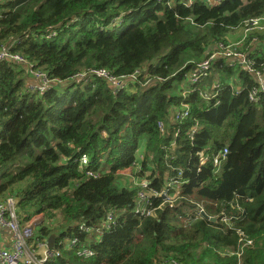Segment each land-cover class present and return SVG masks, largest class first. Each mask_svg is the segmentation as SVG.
Segmentation results:
<instances>
[{
    "label": "trees",
    "instance_id": "16d2710c",
    "mask_svg": "<svg viewBox=\"0 0 264 264\" xmlns=\"http://www.w3.org/2000/svg\"><path fill=\"white\" fill-rule=\"evenodd\" d=\"M263 16L264 0H0V49L27 62L0 61V201L16 199L21 224L42 216L28 243L55 234L46 264H264V93L251 101L256 78L219 58L181 94L195 62ZM240 51L264 75V31ZM29 66L61 83L25 88ZM100 69L124 87L74 79ZM184 104L188 117L174 121ZM82 155L97 176L79 169ZM128 168L148 184L123 181ZM179 171L170 206L153 192ZM141 190L151 215L136 212Z\"/></svg>",
    "mask_w": 264,
    "mask_h": 264
},
{
    "label": "built area",
    "instance_id": "2783aa9c",
    "mask_svg": "<svg viewBox=\"0 0 264 264\" xmlns=\"http://www.w3.org/2000/svg\"><path fill=\"white\" fill-rule=\"evenodd\" d=\"M220 0H211V2L218 3ZM253 30L264 31V16L259 18H253L244 22L242 28L239 29L238 33L241 36L234 37L232 40H228L227 42H218L211 53L207 54V56L202 59L201 61L195 62L192 67V72L188 77V84L191 86L187 89L182 91V96H186L189 92L192 91L193 87H197L199 82L203 77H205L210 70V67L214 60L219 58L226 59L228 64L231 66L234 64V61H237L242 67L248 70L254 78H256L258 82V87L253 88L249 94V99L251 101L257 100V94L259 92L264 93V75L255 70L252 65L250 64L247 56L240 51L243 46L244 39L246 36ZM10 47H2L0 49V61L2 60H16L17 62L27 64L25 58L20 56L19 54H14L9 51ZM30 67V66H29ZM32 68V67H30ZM39 77H43L46 81L49 79L46 77L45 73L37 71ZM91 75L102 77L110 82L118 83L121 86L125 85L126 78L118 79L114 76L109 75L107 71L104 69L95 70L92 73H81L78 74L74 79H83L85 77L89 78ZM132 79H136L137 75L131 77ZM42 80V78H41ZM43 81V80H42ZM123 81H125L123 83ZM61 83V81L54 82L52 81L51 84ZM50 87V86H49ZM122 88V87H121ZM46 89L43 87L41 90ZM219 89L218 83L214 84L210 90H203L200 92L201 96L205 100H211L215 98L217 95V91ZM238 91V90H237ZM189 115V106L184 104L179 110H174L172 118L176 122H180L183 119L187 118ZM197 126H194L190 131V136L194 134L197 130ZM176 134V133H175ZM227 153V149L224 148L220 151L213 159V163L215 166L219 165L220 161L224 158L225 154ZM141 158V155H140ZM88 158L86 155H82L78 162V167L81 170L85 171L87 176H97L92 170L86 168L88 165ZM205 160H202L200 163L204 164ZM134 168L135 171H139V165L135 163ZM131 174V168H129ZM181 172H178V177L170 178L166 187L161 192H153L154 196H162L164 202L168 203L170 206L175 200L176 192L170 194V192L175 189L176 186H179L182 182L180 179ZM137 180V179H135ZM140 185L145 187L148 184L146 180H140ZM138 207L136 212H141L142 214L151 215L153 213V209H148V206L151 205L149 197L144 193L143 190L138 192ZM15 203L16 199L12 197L6 198L4 201H0V226L8 227L13 236L12 246L9 249L0 247V264H46L48 259L51 257H55L59 255V251H55L52 248L49 249L47 247L46 240L43 242H37L35 246H32L28 243L29 238L32 235V225H23L21 224L15 215ZM201 213H204L203 208L198 205L197 209L195 210L196 216H202ZM112 216H108L104 221H102V227H109L110 224L113 223ZM228 219L225 217L223 221L226 222ZM80 229L88 231L89 228L85 226V224H81ZM76 239L70 240L67 247L71 248L75 246ZM249 244L251 242L249 241ZM78 255L84 258H88L93 255V251L89 248H83L78 252ZM169 264H183L181 262L172 260Z\"/></svg>",
    "mask_w": 264,
    "mask_h": 264
},
{
    "label": "rangeland",
    "instance_id": "374dc122",
    "mask_svg": "<svg viewBox=\"0 0 264 264\" xmlns=\"http://www.w3.org/2000/svg\"><path fill=\"white\" fill-rule=\"evenodd\" d=\"M48 37H51V35H48L47 38ZM232 39H229V40H232ZM236 39H237V37H236ZM26 70H27V72L25 74L24 73L22 74V77L24 78L23 85H24L25 88L37 93V92H40V91L42 92V91L46 90L50 85H52L51 84L52 81H50V80L46 81L43 77H41L42 80H43L42 81L41 78L38 75V72L36 70H34L33 68L29 67ZM86 79H88V78H86ZM112 84L113 85H117L119 88L124 87V86H121L118 83H112ZM80 86H81V84H80ZM43 87H45L46 89L41 90ZM74 88H76V85H74L70 89L72 90ZM141 154H142V152H141ZM128 172H130L129 168L126 169V170L121 171L122 175L124 176V174H125V177H126V178L122 177L121 179L123 181H125V180H127V181L131 180L132 182L135 181V184H140L139 181L135 180V178L133 176H131V174L129 175Z\"/></svg>",
    "mask_w": 264,
    "mask_h": 264
},
{
    "label": "crops",
    "instance_id": "0c3cea01",
    "mask_svg": "<svg viewBox=\"0 0 264 264\" xmlns=\"http://www.w3.org/2000/svg\"><path fill=\"white\" fill-rule=\"evenodd\" d=\"M240 33L235 34V37L241 36L242 33L241 34ZM139 152H138L139 153L138 155H140L142 151H139ZM41 217H42L41 215H37L33 217L29 222L23 225L31 224L33 228V225L35 224V222L40 220ZM12 241H13V236H12L11 230L6 226H0V247L6 248V249L11 248Z\"/></svg>",
    "mask_w": 264,
    "mask_h": 264
},
{
    "label": "water",
    "instance_id": "95a60500",
    "mask_svg": "<svg viewBox=\"0 0 264 264\" xmlns=\"http://www.w3.org/2000/svg\"><path fill=\"white\" fill-rule=\"evenodd\" d=\"M201 215L204 218H207L211 222H215L216 221V218L215 217H209L205 213H201ZM55 237H56L55 234H50L49 237L46 239L47 247L49 249L53 248L54 243H55Z\"/></svg>",
    "mask_w": 264,
    "mask_h": 264
}]
</instances>
